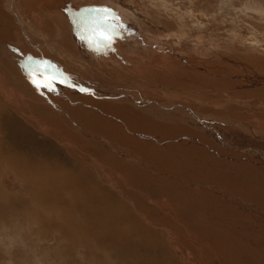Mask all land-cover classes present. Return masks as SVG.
I'll return each instance as SVG.
<instances>
[{"label":"rangeland","instance_id":"rangeland-1","mask_svg":"<svg viewBox=\"0 0 264 264\" xmlns=\"http://www.w3.org/2000/svg\"><path fill=\"white\" fill-rule=\"evenodd\" d=\"M0 264H264V0H0Z\"/></svg>","mask_w":264,"mask_h":264},{"label":"bare ground","instance_id":"bare-ground-1","mask_svg":"<svg viewBox=\"0 0 264 264\" xmlns=\"http://www.w3.org/2000/svg\"><path fill=\"white\" fill-rule=\"evenodd\" d=\"M2 45L4 46L3 48H5V50H6V52H7V54H8V51H9V49H8V46L5 44V43H3L2 42ZM2 52V51H1ZM4 52V51H3ZM10 54V53H9ZM10 55H12V54H10ZM13 56V55H12ZM8 57V56H7ZM10 58H12L11 56H10ZM13 59V58H12ZM21 59V58H20ZM14 60V59H13ZM12 60V61H13ZM16 60V59H15ZM25 62H27V63H29V65L28 66H26L24 63L22 64V63H19V65L18 66H21V67H26L27 69H29V70H33L34 69V67H36V66H38V68H37V71H41L42 72V74H44V75H46V76H49V77H52V76H55V74L54 73H51L50 72V70L48 69V68H44V67H41L38 63H36V62H33V61H27V60H25ZM8 64V63H7ZM12 64V63H11ZM16 64H17V62H16ZM15 64V65H16ZM31 64V65H30ZM9 65V64H8ZM14 65V64H13ZM10 66V65H9ZM24 74H25V72H24ZM62 74V73H61ZM63 75V74H62ZM62 75H60V76H62ZM65 77V76H64ZM62 78V77H61ZM68 79H70V80H72V82H74L75 84V86L78 84L75 80H73V79H71V78H68ZM67 81V80H66ZM137 81V80H136ZM158 86V85H157ZM78 88H79V86H78ZM88 91V90H87ZM128 94V93H127ZM134 96V95H133ZM107 97H112V96H106V98ZM114 97H120L119 95H115ZM129 98H131V99H129V100H131V102L132 103H134V104H136V105H138V106H145V105H147V103L149 104V102L148 101H145V99H142V98H134V97H132V96H128ZM120 98H122V97H120ZM112 99H114V98H112ZM111 99V100H112ZM108 100V99H107ZM123 101V100H122ZM121 101V102H122ZM118 102V101H117ZM135 105V106H136ZM157 107L159 106L163 111H170V110H172V109H174L175 107H177V105H172L171 103L170 104H165V105H162V104H160V105H156ZM155 106V108L157 109V107ZM150 107V106H149ZM153 107V106H152ZM194 116L195 117H197L195 114H194ZM198 117H200V116H198ZM201 118V117H200ZM202 119V118H201ZM231 124V123H230ZM238 126V125H237ZM246 129V128H245ZM248 130V129H247ZM23 164V163H22ZM52 174V173H51ZM70 180V179H69Z\"/></svg>","mask_w":264,"mask_h":264},{"label":"snow or ice","instance_id":"snow-or-ice-1","mask_svg":"<svg viewBox=\"0 0 264 264\" xmlns=\"http://www.w3.org/2000/svg\"><path fill=\"white\" fill-rule=\"evenodd\" d=\"M93 11L100 12V11H110V10H108V9H94ZM106 39H107V41L109 43L111 42V38L110 37H107ZM34 83H35V81H34ZM37 86H39V85H37ZM45 86H47V85H45Z\"/></svg>","mask_w":264,"mask_h":264}]
</instances>
